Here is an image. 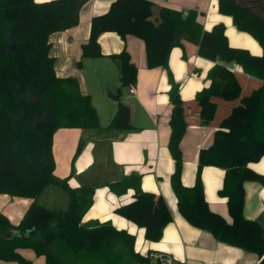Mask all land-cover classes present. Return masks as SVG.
<instances>
[{
	"label": "trees",
	"instance_id": "16d2710c",
	"mask_svg": "<svg viewBox=\"0 0 264 264\" xmlns=\"http://www.w3.org/2000/svg\"><path fill=\"white\" fill-rule=\"evenodd\" d=\"M88 1L0 0V195L32 200L16 226L0 213V263L31 264L18 253L29 249L36 257H43L44 264H179L163 254L135 253L134 236L110 223H84L98 185L70 188L67 179L53 174L52 141L57 130L101 129L91 97L80 93L75 77H57L54 59L49 55L50 35L76 27L79 12ZM217 2L220 14L231 17L237 30L260 44L261 56L231 47L221 24L205 31L195 12L183 16L157 8L153 19L155 8L148 0H114L106 13L92 18L78 67L83 59L102 56L98 38L103 33H116L121 38L129 35L143 41L147 68L167 70L171 85L168 151L174 171L170 185L179 214L192 227L210 233L225 245L257 255L258 264H264V231L258 222L243 216L244 183L264 186V176L249 168L264 156V85L241 99L215 132L212 145L199 152L195 185L186 188L181 182L179 144L187 124L179 86L168 71L170 51L181 47L185 40L198 47V56L218 63L208 74L209 87L196 94L202 125L214 117V97L231 101L240 96L239 84L227 65H238L245 74L264 83V0ZM111 58L119 62L121 87L115 94L108 93L117 101V109L105 130H129L130 109L119 96L123 89L135 85L137 69L126 51ZM82 145L83 141L77 154ZM206 166L224 170L219 195L227 200L230 224L208 208L201 181V171ZM139 184L140 177L134 175L102 186L116 195L134 191L135 201L115 213L142 227L146 240L157 242L171 216L163 207L152 218L154 196L144 194ZM50 185L66 190L68 206L64 211L36 202Z\"/></svg>",
	"mask_w": 264,
	"mask_h": 264
},
{
	"label": "crops",
	"instance_id": "0c3cea01",
	"mask_svg": "<svg viewBox=\"0 0 264 264\" xmlns=\"http://www.w3.org/2000/svg\"><path fill=\"white\" fill-rule=\"evenodd\" d=\"M113 1L89 0L79 12L76 27L49 37V55L54 59L55 75L59 78L77 79L80 93L91 97L101 128L96 131L59 129L54 133L52 156L55 176L67 179L70 188L98 185L83 222L110 223L115 229L133 235V250L137 254H163L179 264H258L257 255L217 241L210 233L192 227L179 214L177 199L170 185V177L174 171V161L168 151L171 85L167 70L162 67L147 68L143 41L134 36L121 38L116 33H103L98 38L102 56L83 59L81 67H78L81 48L89 38L92 18L106 13ZM148 1L155 8L153 19L157 17V8L174 10L183 16L184 13L187 16L189 12H195L198 23L205 31L221 24L231 47L246 49L254 56L262 55V47L252 36L237 30L231 17L218 12L217 0ZM181 44V47H174L170 51L168 71L179 86L187 124L186 133L179 144L182 154L181 182L184 187L192 188L196 180L199 152L212 145L215 132L232 109L240 104L241 99L262 88L264 83L245 74L238 65H227L239 84L240 96L231 101L214 97V117L210 123L202 125L196 94L209 87L208 74L218 63L198 56L195 44L185 40ZM123 51L128 53L137 69L133 93H129V89H123L119 96L120 101L130 109L132 128L109 131L105 128L116 112L117 101L108 93L115 94L121 87L119 62L111 56ZM81 141L83 150L77 154ZM249 168L264 176V156L258 162L250 164ZM102 175L108 178L101 179ZM134 175L140 177L141 191L154 196L150 208L152 218L163 207L170 213L171 220L157 242L146 240L142 227L115 213L116 209L135 201L134 191L128 190L123 195H116L107 186H102ZM223 180V169L206 166L201 171L204 197L209 210L230 224L232 220L228 214L227 200L219 195ZM243 188V216L246 220L258 222L264 231V186L257 182H245ZM31 201L0 195V213L16 226ZM39 258H42L44 264V258Z\"/></svg>",
	"mask_w": 264,
	"mask_h": 264
},
{
	"label": "rangeland",
	"instance_id": "374dc122",
	"mask_svg": "<svg viewBox=\"0 0 264 264\" xmlns=\"http://www.w3.org/2000/svg\"><path fill=\"white\" fill-rule=\"evenodd\" d=\"M83 148L79 151L82 152ZM108 162H110L109 158ZM54 176L55 173L53 172ZM101 179H107V176H100ZM68 181V180H67ZM68 185V184H67ZM70 187V186H69ZM36 202L46 208L58 209L64 211L68 206V194L66 190L57 185H50L46 190L36 199ZM25 260L30 261L31 264H43L42 258L36 257L33 251L29 249L19 250L18 252ZM11 264V263H10ZM15 264V263H14Z\"/></svg>",
	"mask_w": 264,
	"mask_h": 264
},
{
	"label": "built area",
	"instance_id": "2783aa9c",
	"mask_svg": "<svg viewBox=\"0 0 264 264\" xmlns=\"http://www.w3.org/2000/svg\"><path fill=\"white\" fill-rule=\"evenodd\" d=\"M184 15L186 16V13H184ZM129 93H133V86L132 87H129Z\"/></svg>",
	"mask_w": 264,
	"mask_h": 264
}]
</instances>
